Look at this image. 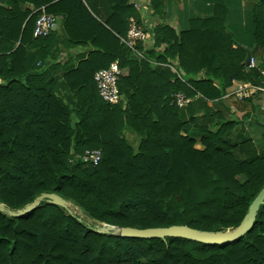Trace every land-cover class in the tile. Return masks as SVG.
<instances>
[{
  "label": "trees",
  "instance_id": "trees-1",
  "mask_svg": "<svg viewBox=\"0 0 264 264\" xmlns=\"http://www.w3.org/2000/svg\"><path fill=\"white\" fill-rule=\"evenodd\" d=\"M104 1L109 13L99 21L80 0H0V204L15 211L43 193L68 203L43 201L21 217L0 212V264H264V204L248 233L220 246L97 232L102 225L225 231L264 187V157L228 137L231 123L215 113L204 118L218 119L217 127L194 118L196 103L220 101L233 81H261L244 67L243 48H232L224 13L190 19L177 34L157 23L138 60L119 42L128 19H137L131 0ZM149 4L159 16L163 0ZM53 6L68 35L78 21L97 49L62 80L36 70L40 55L27 53L49 44L53 31L46 38L32 31L40 9ZM114 61L123 103L108 106L93 74ZM176 93L198 99L178 109L170 105ZM92 150L99 163L83 164L79 157Z\"/></svg>",
  "mask_w": 264,
  "mask_h": 264
},
{
  "label": "crops",
  "instance_id": "crops-1",
  "mask_svg": "<svg viewBox=\"0 0 264 264\" xmlns=\"http://www.w3.org/2000/svg\"><path fill=\"white\" fill-rule=\"evenodd\" d=\"M80 1L99 21H104L108 16L109 9L104 0ZM133 3L148 5L150 15L148 21L153 25V28L149 30L151 36L149 43H137L136 46L140 48H137V51L135 50L137 55L132 52L138 60L143 59L144 52L150 49L154 40L152 31L157 23H163L173 28L177 34L187 28L190 19L210 18L222 12L225 17V27L234 41L232 48L241 47L244 53L245 50L250 52L252 67H244L257 73L258 76L259 71L264 68V0H163V8H161L159 16L152 15L149 0H131L137 19L131 17L129 19L141 24L142 16L134 9ZM41 9L44 10V8ZM44 12L56 20L51 34L52 37L48 45L36 46L27 50V53L28 55H34L35 53L40 55L39 59L35 61L36 70L40 69L47 75L62 80V76L66 72L74 70L79 62L84 61L88 55L96 52L97 49L85 42L84 37L87 32L80 28V22H73L75 28H72L71 35L64 31V14L60 12L59 7L53 6L50 13L45 10ZM120 39L119 42L121 43ZM196 78L202 79L203 76L200 74ZM240 83H248L251 86L264 88V79L262 78L257 85L249 82L233 81L225 90L220 101L206 104L203 102L201 104L196 103L198 110H195L194 118L199 124H215L218 120L216 118L210 120L207 118V121H205L206 116L215 113L219 116V121L231 123L232 128L230 127L228 137L231 136L233 140L237 139L236 141L244 138L247 140V151L253 150L257 156L264 157V93H256L247 99L238 100L234 95V91L236 85ZM196 99L198 97L192 98L191 103ZM186 119L187 116L181 120L187 122ZM214 127H217L216 124ZM194 148L197 150L202 149L198 139Z\"/></svg>",
  "mask_w": 264,
  "mask_h": 264
},
{
  "label": "built area",
  "instance_id": "built-area-1",
  "mask_svg": "<svg viewBox=\"0 0 264 264\" xmlns=\"http://www.w3.org/2000/svg\"><path fill=\"white\" fill-rule=\"evenodd\" d=\"M136 9L142 16V23L138 24L133 19H128L127 32L124 38H121V43L130 49L134 54L135 46L139 44H148L151 40L149 30L153 25L149 23V7L148 5H139L133 3ZM56 23L55 18L47 15L43 9H40L37 18L35 19L32 37L33 38H46L51 33ZM248 67H252L250 63ZM121 75L117 61L108 65L107 68L96 71L93 74V82L95 83L97 94L99 98L108 106H116L123 103V96L120 94L117 82ZM259 76L264 79V68L259 71ZM256 93H264V88L251 86L248 83H240L236 85L234 95L238 100H244ZM191 103V98L184 96L181 93H176L170 100V105L182 109ZM101 159V153L98 150L85 151L79 160L86 165H97Z\"/></svg>",
  "mask_w": 264,
  "mask_h": 264
},
{
  "label": "water",
  "instance_id": "water-1",
  "mask_svg": "<svg viewBox=\"0 0 264 264\" xmlns=\"http://www.w3.org/2000/svg\"><path fill=\"white\" fill-rule=\"evenodd\" d=\"M54 29V28H53ZM52 29V30H53ZM246 56L243 62L245 67H248L250 60V52L245 50ZM46 201L49 204H53L62 208H67L68 203L55 194H41L37 196L33 201L21 209L11 211L5 209L0 204V212L5 213L10 217H21L25 214L33 211L39 204ZM264 204V187L253 199L249 205L245 216L242 221L232 229L225 231H198L186 226H170L166 228H150V229H135V228H115L113 226L102 225L97 229L100 234H109L124 239H165V238H176L183 239L191 242H195L202 245H214L220 246L225 244L233 243L248 233L255 220L256 212L258 208Z\"/></svg>",
  "mask_w": 264,
  "mask_h": 264
},
{
  "label": "rangeland",
  "instance_id": "rangeland-1",
  "mask_svg": "<svg viewBox=\"0 0 264 264\" xmlns=\"http://www.w3.org/2000/svg\"><path fill=\"white\" fill-rule=\"evenodd\" d=\"M188 128H189V130H188V134H189V135L192 136L193 134L196 133V132H193L194 129H193V127H191V125H189ZM127 137H128V139H129L130 141H132L131 136H127ZM76 213H78V212H76Z\"/></svg>",
  "mask_w": 264,
  "mask_h": 264
}]
</instances>
